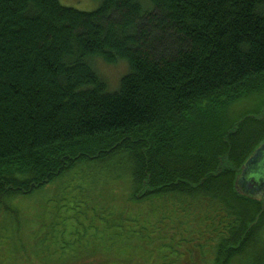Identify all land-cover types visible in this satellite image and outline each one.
Segmentation results:
<instances>
[{
	"label": "trees",
	"instance_id": "obj_1",
	"mask_svg": "<svg viewBox=\"0 0 264 264\" xmlns=\"http://www.w3.org/2000/svg\"><path fill=\"white\" fill-rule=\"evenodd\" d=\"M99 2L0 0V205L121 155L131 199L198 208L213 264H264V198L235 189L264 142V0ZM96 59L126 63L116 91ZM122 237L104 264H130Z\"/></svg>",
	"mask_w": 264,
	"mask_h": 264
},
{
	"label": "rangeland",
	"instance_id": "obj_2",
	"mask_svg": "<svg viewBox=\"0 0 264 264\" xmlns=\"http://www.w3.org/2000/svg\"><path fill=\"white\" fill-rule=\"evenodd\" d=\"M59 2L81 11H93L100 4L99 0ZM94 64L107 90L116 91L126 63L111 65L96 59ZM114 158L77 163L31 194L7 198L0 205V264H104L108 254L115 262L124 255L103 248L115 233L130 228L136 229L137 237H122L118 246L121 252L127 249L130 264H213L214 241L204 231L198 208L192 206L184 215L179 202L171 199H131V162L121 155ZM143 227L158 230L157 244L151 247L147 239L138 246Z\"/></svg>",
	"mask_w": 264,
	"mask_h": 264
},
{
	"label": "water",
	"instance_id": "obj_3",
	"mask_svg": "<svg viewBox=\"0 0 264 264\" xmlns=\"http://www.w3.org/2000/svg\"><path fill=\"white\" fill-rule=\"evenodd\" d=\"M235 189L245 195L264 198V142L243 165L236 179Z\"/></svg>",
	"mask_w": 264,
	"mask_h": 264
},
{
	"label": "bare ground",
	"instance_id": "obj_4",
	"mask_svg": "<svg viewBox=\"0 0 264 264\" xmlns=\"http://www.w3.org/2000/svg\"><path fill=\"white\" fill-rule=\"evenodd\" d=\"M120 148V147H119ZM127 148V147H126ZM239 236V235H238Z\"/></svg>",
	"mask_w": 264,
	"mask_h": 264
}]
</instances>
